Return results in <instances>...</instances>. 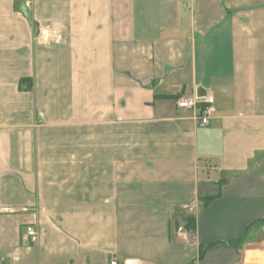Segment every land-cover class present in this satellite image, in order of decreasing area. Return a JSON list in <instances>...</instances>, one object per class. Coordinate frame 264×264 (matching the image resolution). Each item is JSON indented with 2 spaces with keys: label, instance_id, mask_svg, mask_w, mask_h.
I'll use <instances>...</instances> for the list:
<instances>
[{
  "label": "crops",
  "instance_id": "crops-1",
  "mask_svg": "<svg viewBox=\"0 0 264 264\" xmlns=\"http://www.w3.org/2000/svg\"><path fill=\"white\" fill-rule=\"evenodd\" d=\"M24 2L0 0V264L264 263V0ZM208 96L207 127L177 107Z\"/></svg>",
  "mask_w": 264,
  "mask_h": 264
},
{
  "label": "built area",
  "instance_id": "built-area-1",
  "mask_svg": "<svg viewBox=\"0 0 264 264\" xmlns=\"http://www.w3.org/2000/svg\"><path fill=\"white\" fill-rule=\"evenodd\" d=\"M23 11L21 10V14H26L31 11L32 9V0H25L23 3ZM213 103L214 99L212 96H208L204 99V101H196L189 97L179 98L177 100V107L183 110H190L194 113V119L197 125L201 127H207L210 124V120L214 116L213 110ZM189 209V207H186ZM27 234L31 238L32 242H37L38 240V233L34 228H27ZM181 240L183 241L184 245L188 249L189 247L196 246V241L193 237V232L188 230L187 228L180 229ZM109 264H144L138 260H130L126 259L123 261H119L117 259H112ZM245 264H264V263H245Z\"/></svg>",
  "mask_w": 264,
  "mask_h": 264
},
{
  "label": "trees",
  "instance_id": "trees-1",
  "mask_svg": "<svg viewBox=\"0 0 264 264\" xmlns=\"http://www.w3.org/2000/svg\"><path fill=\"white\" fill-rule=\"evenodd\" d=\"M22 84H23V83H22ZM22 84H21V85H22ZM209 201H210V200H207V201H206V204H207ZM187 225H188V228L193 227V225H194L193 220H191V219L187 220Z\"/></svg>",
  "mask_w": 264,
  "mask_h": 264
},
{
  "label": "rangeland",
  "instance_id": "rangeland-1",
  "mask_svg": "<svg viewBox=\"0 0 264 264\" xmlns=\"http://www.w3.org/2000/svg\"><path fill=\"white\" fill-rule=\"evenodd\" d=\"M188 250L193 254V249H192L191 247H189ZM191 253H190V254H191ZM190 254H189V255H190ZM192 254H191V255H192ZM263 261H264V259H262V262H263ZM250 262H251V263H253V262L255 263L256 261L253 260V259H251ZM256 263H258V262H256ZM190 264H192V261L190 262Z\"/></svg>",
  "mask_w": 264,
  "mask_h": 264
},
{
  "label": "water",
  "instance_id": "water-1",
  "mask_svg": "<svg viewBox=\"0 0 264 264\" xmlns=\"http://www.w3.org/2000/svg\"><path fill=\"white\" fill-rule=\"evenodd\" d=\"M246 255H248V257H249V258H248V259H249L248 261H250V259H251V253L248 252Z\"/></svg>",
  "mask_w": 264,
  "mask_h": 264
}]
</instances>
